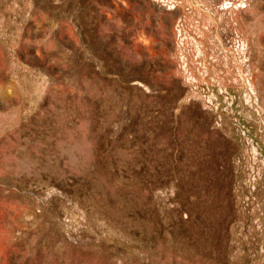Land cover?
Returning <instances> with one entry per match:
<instances>
[{
	"label": "rangeland",
	"instance_id": "rangeland-1",
	"mask_svg": "<svg viewBox=\"0 0 264 264\" xmlns=\"http://www.w3.org/2000/svg\"><path fill=\"white\" fill-rule=\"evenodd\" d=\"M0 264H264V0H0Z\"/></svg>",
	"mask_w": 264,
	"mask_h": 264
}]
</instances>
